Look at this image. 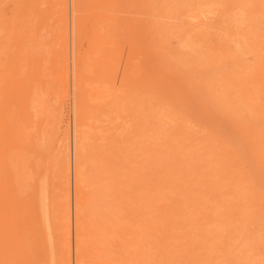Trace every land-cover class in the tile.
Segmentation results:
<instances>
[{
    "label": "rangeland",
    "instance_id": "1",
    "mask_svg": "<svg viewBox=\"0 0 264 264\" xmlns=\"http://www.w3.org/2000/svg\"><path fill=\"white\" fill-rule=\"evenodd\" d=\"M198 1L0 0V264H264V3Z\"/></svg>",
    "mask_w": 264,
    "mask_h": 264
},
{
    "label": "bare ground",
    "instance_id": "2",
    "mask_svg": "<svg viewBox=\"0 0 264 264\" xmlns=\"http://www.w3.org/2000/svg\"><path fill=\"white\" fill-rule=\"evenodd\" d=\"M65 1H66V0H65ZM194 1H195V0H194ZM196 1H198V0H196ZM200 1H201V0H200ZM205 1H206V0H205ZM212 1H213V0H211L210 2H209V1H206V3H208V2L211 3ZM215 1H216V0H215ZM215 1H214V3H216ZM222 1H223V0H222ZM224 1H225V0H224ZM232 1H235V0H232ZM236 1H237V0H236ZM236 1H235V2H236ZM250 1L252 2V0H250ZM192 2H193V1H192ZM192 2H191V3H192ZM201 2H202V1H201ZM203 2H204V1H203ZM219 2H220V1H219ZM225 2H226V1H225ZM225 2H223V3H225ZM259 2H260V1H259ZM198 3H199V1H198ZM198 3H196V4H198ZM206 3L204 2V5H206ZM228 3H229V2H228ZM231 3H232V2H231ZM247 3H248V1H247ZM247 3H246V4H247ZM255 3H256V2H255ZM262 3H264V2H262V0H261V4H262ZM193 4L195 5L194 2H193ZM193 4H192V5H193ZM217 4L219 5L218 1H217ZM217 4H215L216 7H218ZM226 4H227V2L225 3V5H226ZM235 4H236V3H233V6H235ZM237 4H238V2H237ZM252 4H253V2H252ZM198 5H199V4H198ZM200 5H201V4H200ZM200 5H199V6H200ZM207 5H210V4H207ZM207 5H206V6H207ZM212 5H213V3H212ZM220 5H221V4H220ZM222 5H224V4H222ZM222 5H221L220 8L223 7ZM238 5H239V4H238ZM238 5H237V6H238ZM240 5H241V4H240ZM240 5H239V7H240ZM243 5H244V4H243ZM253 5H254V4H253ZM253 5H252L251 9H252L253 7H255V6H253ZM256 5H260V3H259V4L256 3ZM262 5H264V4H262ZM262 5H261V6H262ZM201 6H203V4H202ZM210 6H211V5H210ZM227 6H228V5H226V8H227ZM233 6H232V8H233ZM61 7H62V5H61ZM196 7L199 8L197 5H196ZM239 7H238V8H239ZM249 7H250V6H249ZM249 7H247V8L250 9ZM258 7H259V6H258ZM203 8H204V7H203ZM203 8H201V9H199V10H201V12H202V11H203V10H202ZM206 8H207V7H206ZM220 8H218V9H220ZM226 8H224V9L226 10ZM229 8H230V7H229ZM238 8H237V9H238ZM243 8L245 9V7H243ZM259 8L261 9L262 7H259ZM65 9H66V8H65ZM194 9H195V8H194ZM208 9H209V8H207L206 10H207V11H210V10H208ZM233 9L236 10V8H233ZM62 10H63V9H62ZM204 10H205V8H204ZM211 10H213L212 7H211ZM216 10H217V8H216ZM225 10H223V11L226 12ZM230 10H231V9H230ZM238 10H239V9H238ZM253 10H254V8H253ZM257 10H258V9H257ZM197 11H198V10H197ZM221 11H222V10H221ZM228 11H229V10H228ZM228 11H227V12H228ZM239 11H240V10H239ZM262 11H264V10H261V12H262ZM198 12H200V11H198ZM224 12H223V13H224ZM231 12L233 13V10H232ZM231 12H230V13L228 12L229 15L231 14ZM246 12H249V10L247 11V9H245V10L242 12V13H243V16H244V13L246 14ZM65 13H67V12L65 11ZM228 13H227V15H228ZM220 14H221V13H220ZM220 14H219V15H220ZM225 14H226V13H225ZM225 14H224V15L221 14V15H222L221 17H223V16H224V17H227V16H225ZM251 14H252V13H251ZM251 14H250V16H251ZM255 14H256V13H255ZM240 15H242V14H240ZM240 15H239V16H240ZM235 16H236V14H235ZM253 16H254V14H253ZM253 16H252V17H253ZM255 16H256V15H255ZM258 16H259V15H258ZM261 16H262V15H261ZM66 17H68V16L66 15ZM229 17L231 18L232 16L230 15ZM229 17H228L227 19H230ZM262 17H264V16H262ZM236 18H237V17H236ZM243 18H244V17H243ZM246 18H248V16H247ZM241 19H242V18H241ZM244 19H245V18H244ZM248 19H249V18H248ZM66 20H67V19H66ZM249 20H250V19H249ZM67 21H68V20H67ZM67 21H66V22H67ZM240 21H242V20H240ZM245 23H246V22H245ZM245 23H244V26H245V25L247 26V24L249 23V21H248V23H246V24H245ZM240 24H241V22H240ZM242 24H243V23H242ZM251 24H252V23H250V25H251ZM66 27H67V26H66ZM227 27H228V26H227ZM235 27H236V26H235ZM247 27L249 28V25H248ZM65 29L68 30L67 28H65ZM250 29H251V28H250ZM248 31H249V30H248ZM65 32H66V31H65ZM67 32H68V31H67ZM249 32H250V31H249ZM67 35H68V34H67ZM65 37H67V36H65ZM61 40H62V39H61ZM67 40H68V39H67ZM65 41H66V40H65ZM189 42H190V41H189ZM61 43H62V42H61ZM66 43H67V42H66ZM190 43H191V42H190ZM188 44H189V43H188ZM191 44H193V43H191ZM66 45H67V44H66ZM189 46H190V45H189ZM191 46H192V45H191ZM250 46H251V45H250ZM65 47H68V46H65ZM192 47H193V46H192ZM192 47H191L190 50H192ZM198 47H199L198 49H200V46H198ZM232 47H233V46H232ZM194 48H195V47H194ZM242 48H243V47L241 46V49H242ZM187 49L189 50L188 47H187ZM198 49L196 48V51H197ZM237 49H239V48H234L235 51H236ZM241 49H240V50H241ZM246 49H247V48L245 47V50H246ZM252 49H254V48H252ZM252 49H251V50H252ZM65 50H66V54H67V53H68V52H67V48H66ZM188 50H187V51H188ZM201 50H202V49H201ZM203 50H204V49H203ZM203 50H202V51H203ZM243 50H244V49H243ZM243 50H242V51H243ZM70 51H71V50H70ZM198 51H199V50H198ZM203 52H205V50H204ZM195 53H197V52L194 51V54H195ZM206 53H207V52H206ZM62 54H63V53H62ZM66 54H65V55H66ZM197 54H198V53H197ZM199 54H201V53H199ZM243 54H244V53H243ZM67 56H68V54H67ZM67 56H66V58H67ZM196 56L199 57L198 55H196ZM200 56H201V55H200ZM204 56H205V55H204ZM62 57H63V55H62ZM200 58L202 59L203 56H201ZM205 58H206V57H205ZM62 60H63V59H62ZM65 61H66V60H65ZM67 61H68V60H67ZM63 63H64V61H63ZM70 63H71V62H70ZM65 64H66V63H65ZM66 65H68V63H67ZM209 65H210V64H209ZM209 65H208V66H209ZM61 66H62V68H64L63 64H62ZM203 66H205V65L203 64ZM211 66H212V65H210V67H211ZM68 67H69V66H68ZM205 68H206V67H205ZM207 68H208V70H209V67H207ZM202 69L204 70V68H202ZM63 70H64V69H63ZM63 70H62V71H63ZM65 72H66V71H65ZM63 73H64V71H63ZM70 76H71V75H70ZM206 77H207V76H206ZM206 77H205V78H206ZM211 77H215V75H214V76L212 75ZM223 77H224V76H223ZM205 78H203V79H205ZM215 78H216V77H215ZM206 79H209V80H207V81H210V78H209V77L206 78ZM213 79H214V78H212L211 80L213 81ZM218 79H219V78H218ZM218 79H215L214 82L217 81ZM221 80H224V79L222 78ZM62 81H64V79L62 80V78H61V82H62ZM229 81H230V80H229ZM231 81H232V83H233V80H231ZM72 82H73V81H72ZM217 82H218V83H217ZM217 82H215V83H216V84H219L220 81H217ZM227 82H228V80H227L225 83H227ZM235 82H236V81H235ZM207 83H209V82H207ZM210 83H211V82H210ZM61 84H62V83H61ZM220 84H221V82H220ZM222 84H224V82H223ZM229 84H231V83L228 82V85H229ZM237 84H238V83H237ZM214 85H215V84H214ZM224 85H225V84H224ZM232 85H233V84H232ZM238 85H239V84H238ZM210 86L212 87V85H210ZM230 86H231V85H230ZM230 86L225 85L226 88H227V87H230ZM218 87H220V86L218 85ZM222 87H224V86H222ZM231 88H233V87H231ZM236 88H237V87H236ZM219 89H220V88H219ZM229 89H230V88H229ZM212 90H215V89H214V88H212V89L210 88V91H212ZM216 90H217V88H216ZM225 90H226V89H225ZM229 91H230V90H229ZM215 92H216V91H215ZM215 92H214V93H215ZM217 92H218V91H217ZM217 92H216V93H217ZM231 92H232V93H236L237 90H231ZM212 93H213V92H212ZM237 94H238V93H237ZM60 104H61V103H60ZM78 106H80V105L78 104ZM78 106H77V107H78ZM76 109H79V108H76ZM60 111H61V109H60V107H59V115H60ZM236 112H237V111H236ZM77 114H80V113H77ZM59 115H58V116H59ZM87 115H88V113H87ZM87 115H86V116H87ZM238 115H239V114H238ZM88 116H89V115H88ZM61 117H62V116L60 115L59 118H61ZM236 117H238V116H236ZM86 118H88V117H86ZM90 118H91V117H90ZM238 118H239V117H238ZM57 119H58V118H57ZM80 119H81V118H80ZM80 119H79V120H80ZM83 119H84V116H83ZM59 120H61V119H58V121H59ZM87 121H88V120L86 119V122H87ZM59 122H60V121H59ZM59 122H58V124H59ZM80 122H81V121H80ZM88 122H89V121H88ZM88 122H87V123H88ZM81 123H82V122H81ZM83 123H84V122H83ZM87 123H86V124H87ZM89 124H90V122H89ZM81 125H82V124H81ZM84 125H85V124H84ZM84 125H83V126H84ZM77 126H78V125H77ZM87 126H88V124H87ZM87 126H85V127L87 128ZM79 127H80V124H79V126H78L76 129H78ZM90 127H91V126H90ZM55 129H56V128H55ZM79 129H80V128H79ZM84 129H85V128H84ZM88 129H89V128H88ZM88 129H86V130L88 131ZM56 130H57V129H56ZM81 130H83V129H81ZM57 131H58V130H57ZM83 131H84V130H83ZM76 134H80V132H79V133H76ZM81 135H83V134L81 133ZM81 135H80V136H81ZM88 135H89V133H88ZM85 136H87V134H86ZM85 136H83V137H85ZM83 137L81 136V139L84 141ZM78 138H80V137H78ZM78 138H77V139H78ZM88 138H89V137H88ZM64 140H65V139H64ZM66 140H67V138H66ZM82 140H79L78 142H80V141L82 142ZM58 142H59V141H58ZM62 142H63V141H62ZM62 142H61V143H62ZM78 142L76 141V143H78ZM85 142H86V141H85ZM85 142L82 143V144H84V146H85ZM65 143H66V142H65ZM65 143H64V144H65ZM76 143H75V144H76ZM59 144H60V142L58 143V145H59ZM82 144L79 143V145H82ZM86 144H87V143H86ZM61 145H62V144H61ZM61 145H60V146H61ZM65 146H66V145H65ZM76 146H77V145H76ZM67 147H68V146H67ZM67 147H66V149H67ZM79 147H82V146H79ZM83 148H85V147H83ZM83 148H81V149H83ZM77 149H78V148H76V150H77ZM64 150H65V149H64ZM78 150H80V149H78ZM78 150H77V152H78V154H79V151H78ZM62 152H64V151H62ZM81 152L83 153V151H80V153H81ZM60 153H61V152H60ZM64 154H65V153H64ZM76 154H77V153H76ZM80 155H81V154H80ZM77 156H78V155H77ZM65 157H66V156H65ZM78 157H79V159H80V156H78ZM60 158H61V157H60ZM67 159H69V158H67ZM67 159H66V160H67ZM75 159H77V157H76ZM77 160H78V159H77ZM77 162H78V161H77ZM79 162H80V161H79ZM79 162H78V163H79ZM58 163H59V162H58ZM69 166H70V165H69ZM77 167H78V166L76 165V167H75L76 169H79V167H80L79 172H81V169H82L83 166H82V167L79 166L78 168H77ZM64 170H65V169H64ZM67 171H68V170H67ZM75 171H76V170H75ZM82 172H83V171H82ZM82 172L80 173L81 175H83ZM65 173H66V171H65ZM83 173L85 174V172H83ZM71 174H72V173H71ZM75 174H76V172H75ZM78 174H79V173H78ZM68 175H69V173H68ZM66 176H67V175H66ZM79 177H80V176H79ZM83 177H84V176H83ZM83 177H82V178H83ZM68 178H69V177H68ZM77 179H78V177H77ZM68 181H69V180H68ZM77 182H78V181H77ZM82 182H83V181H82ZM82 182H81V185H82ZM68 186H69V185H68ZM54 187H55V185H54ZM66 187H67V186H66ZM69 187H70V186H69ZM57 188H58V187H57ZM54 189H55V188H54ZM82 189H83V188H82ZM68 190H69V189H68ZM44 191H46V190H44ZM53 191H54V190H53ZM60 191H61V189H60ZM75 191H76V197H77L76 200H77L78 197L80 198V196H79V194H80V193H79V186H78L77 184H75ZM82 191H84V190H82ZM66 192H67V191H66ZM82 193H83V192H82ZM82 193H81V195H83ZM66 194H67V193H66ZM62 195H64V194L62 193ZM67 195H68V194H67ZM55 196H56V195H55ZM68 196H69V195H68ZM68 196H67V197H68ZM45 197H46V196H45ZM67 197H66V196H63L62 199H64V198L66 199ZM56 198H57V197H56ZM56 198H55V199H56ZM55 199H53V201H54ZM57 199H61V198L58 197ZM62 199H61V200H62ZM68 199H69V197H68ZM68 199H66V200H68ZM66 200H65V201H66ZM59 202H61V201L59 200ZM52 203H54V202H52ZM34 204H35V203H34ZM56 204H57V203H56ZM56 204H55V205H56ZM65 204H66V203H65ZM65 204H64V205H65ZM80 204H81V203H80ZM45 205H46V204H45ZM45 205H44V206H45ZM62 205H63V204H62ZM62 205H61L60 210L62 209ZM65 206H66V205H65ZM67 206H68V205H67ZM48 207H49V206H48ZM52 207H53V204H52ZM54 207H55V206H54ZM57 207H58V205H57ZM45 208H46V207H45ZM58 208H59V207H58ZM58 208H55L54 210H56V209H58ZM52 210H53V208H52ZM52 210H51V211H52ZM54 210H53V211H54ZM70 210H71V209H70ZM45 211H46V209H45ZM48 211H49V209H48ZM61 212H62V211H61ZM45 214H46V213H45ZM51 214H53V213L51 212ZM52 216H57V218H58V215H57L56 212H55V215H52ZM52 216H51V217H52ZM60 216H61V218H62V215H61V214H60ZM46 218H47V217H46ZM46 218H45V221H47ZM57 218H56V220H57ZM53 220H54V219H53ZM56 220H55V221H56ZM58 220H59V219H58ZM62 221H64V220H62ZM65 222H66V221H65ZM60 223H61V221H60ZM63 223H64V222H63ZM64 224H66V223H64ZM64 224H63V226H64ZM67 224H68V223H67ZM46 225H47V222H46ZM70 225H71V224H70ZM63 226H62V228H63ZM47 227H48V226H47ZM65 227H66V226H65ZM67 227H69V226L67 225ZM55 229H56V228H55ZM56 230H57V229H56ZM60 230H61V229H60ZM60 230H58V231H60ZM62 230H64V228H63ZM67 230H68V228H67ZM67 230H66V233H67ZM55 233H56V232H55ZM68 233H69V232H68ZM47 234H48V233H47ZM47 234H46V235H47ZM56 235H57V234H56ZM63 236H64V235H63ZM66 236H68V235H66ZM62 239H63V238H62ZM65 239H66V238H64V240H65ZM56 240H57V239H56ZM64 240H63V241H64ZM68 240H69V239H68ZM68 240H66V241H68ZM66 241H65V242H66ZM50 242H51V241H50ZM65 242H64V243H65ZM62 243H63V242H62ZM67 243H69V242H67ZM62 245H63V244H62ZM64 245H65V247H66V245H68V244L65 243ZM64 245H63V246H64ZM68 246H69V245H68ZM69 247H70V246H69ZM65 249H66V248H65ZM65 249H63V250H65ZM60 250H61V249H60ZM63 250H62V252H63ZM67 251H68V250H67ZM67 251H66V252H67ZM65 254H66V253H65ZM63 255H64V254H63ZM68 255H69V254H68ZM62 257H64V256H62ZM62 257H61V259H62ZM68 257H69V256H68ZM64 258H65V257H64ZM65 259H66V258H65ZM66 261H67V260H66ZM64 262H65V260H64ZM77 264H78V263H77Z\"/></svg>",
    "mask_w": 264,
    "mask_h": 264
}]
</instances>
